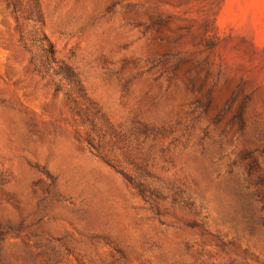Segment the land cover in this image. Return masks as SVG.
Returning <instances> with one entry per match:
<instances>
[{
    "label": "rangeland",
    "instance_id": "rangeland-1",
    "mask_svg": "<svg viewBox=\"0 0 264 264\" xmlns=\"http://www.w3.org/2000/svg\"><path fill=\"white\" fill-rule=\"evenodd\" d=\"M0 264H264V0H0Z\"/></svg>",
    "mask_w": 264,
    "mask_h": 264
}]
</instances>
